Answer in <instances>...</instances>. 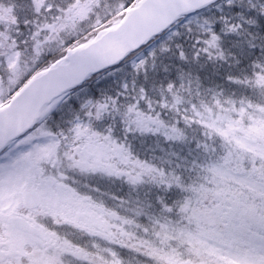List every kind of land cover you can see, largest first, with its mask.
<instances>
[{
    "label": "snow or ice",
    "instance_id": "1",
    "mask_svg": "<svg viewBox=\"0 0 264 264\" xmlns=\"http://www.w3.org/2000/svg\"><path fill=\"white\" fill-rule=\"evenodd\" d=\"M42 3L38 0L37 12ZM215 4L216 0H188L184 19ZM221 7L234 9L235 0H224ZM259 13L264 17V5ZM221 20L223 34L214 22L206 20L207 27L200 26L193 40V60L198 61L201 54L224 59L223 36L238 34L241 25L230 24L227 17ZM16 49V42L0 33V55L6 58L10 73L7 89L0 78V264H20L21 255L29 257V264H64L65 259L72 264H96L99 251L90 252L61 236V226L95 236L106 232L108 243L144 257L143 264H264V143L250 135L256 125L264 130V119L242 128V119L233 120L230 115L237 111L234 101L212 89L207 90L210 100L202 98L200 78L181 68L173 79L160 84L156 107L148 90L138 88L135 80L131 89L124 85L119 96L104 95L106 81L84 92L90 78L123 69L135 53L92 77L34 85L39 65L22 71L21 53ZM260 51L264 53V46ZM175 55L179 64L189 62L182 46H177ZM146 66V60L134 65L137 75ZM253 68L259 73L255 80L229 76V82L264 90V63H255ZM169 111L173 117L166 120L164 114ZM259 111L264 113V108ZM239 115L244 116L243 106ZM105 116L122 126L123 143L111 127L103 128ZM193 126L202 135L194 138L195 149H189L191 161L176 153L166 154L181 161L176 164L165 157L141 160L127 142L139 133L185 143ZM85 173L106 175L129 189L150 185L171 198L157 195L151 202L137 200L128 207L127 201L113 196L117 207L107 214L136 229L134 233L124 227L113 233L103 226L107 222L90 218L95 213L77 211L97 207L92 193L99 189L81 186L76 179ZM234 184L248 187L255 195L245 197L233 189ZM121 211L129 215L122 217ZM29 244L31 253L25 249ZM94 247L99 249V245ZM181 249L189 258H184ZM104 251L111 257L104 264H123L114 249ZM37 253L40 259H35Z\"/></svg>",
    "mask_w": 264,
    "mask_h": 264
},
{
    "label": "trees",
    "instance_id": "2",
    "mask_svg": "<svg viewBox=\"0 0 264 264\" xmlns=\"http://www.w3.org/2000/svg\"><path fill=\"white\" fill-rule=\"evenodd\" d=\"M9 1L12 4L19 3L17 5L18 7L22 3V0ZM134 1L135 0H48V2L53 3V9L50 13L44 14L43 11L35 13L32 10H28L27 12L23 11L22 14L14 12L15 17L20 20L17 19L18 25L14 26L11 30L12 34L9 35V37L16 42L17 50L21 53L20 63L25 67V70L36 68L38 64L39 68L36 69V72H38L47 68L51 63L61 57L63 53L60 52H62L64 48L83 45L93 38L98 33L99 29L108 28L113 25L121 18L127 6L134 3ZM3 2H5V0H0V7L4 4ZM118 3H121V5ZM223 4L224 0L212 7L211 10H209L210 12L205 10L198 14L200 16L203 15V18L201 20L202 24H198L196 28H192V25L177 27V29H175L177 33H175V30L172 33H175L177 40H174L175 42L173 45L176 44V46L174 45L175 47L178 45L182 46L184 51L189 55V61L193 62V40L195 36L200 33L201 25L207 27L204 23L206 20L216 23L221 34L225 31V26L221 20L222 16L227 17L230 24L241 25L238 34H232V36L229 37L223 36L221 45L224 52L223 60L216 58L209 59L205 54H201L200 61L202 65L200 66L199 74L201 97L203 98L205 95H209L211 99V93L207 92V90L212 89L213 92H222L223 98L231 99L238 105L243 101L245 104L248 103L254 105V107H259L260 103L264 104V90L247 83H230L228 77L232 76L241 81L245 79L253 81L255 80V76L259 74L258 71L253 68V64L264 63V53L260 51V47L264 46V17L259 13V8L261 5H264V0H251V3H249V0H235L234 9H229L227 7L222 8L221 6ZM9 9L10 7L8 6V10ZM104 9L106 10L107 16L106 18H102L99 26H97L98 22H94L96 19L95 13ZM22 15H26V18L23 20H21ZM52 15L54 16V20H51ZM84 15H86V17H84ZM198 15L195 18H198ZM77 20H83L81 24H87L88 26L82 32L73 35L70 38L71 43H69V45L66 47L63 45L62 50L58 52H51L47 49L37 51V42H39V44H45L49 35V31H46L49 29L48 25L55 24L59 27L58 29L62 31L63 29L69 28L68 25ZM249 20L253 21V23H247ZM63 21H67L66 26L57 23ZM35 31L34 39L32 35ZM250 43H254L257 47H250ZM33 48L36 50V56ZM143 51L147 50L144 49ZM51 54L54 55L51 56ZM35 57L40 59L38 63L34 60ZM145 60L147 61V66L140 71L139 75H137L136 69H126L124 67L113 73H106L105 75L93 79L87 85L84 92L87 91V88L97 87L98 81H106L103 85L104 95L119 96L122 93L124 85L127 84L129 89H131L133 81L135 80L138 88L144 87L148 90L149 95L154 101L153 107H156L160 99V84L173 79L179 65L171 61H165L164 56L160 58L156 56L154 62L149 56H147ZM26 62L33 65L27 66ZM165 68H167V71H165ZM9 76L10 73L7 70H0V78L3 80V88L5 89L8 87V85L4 86L5 80H9ZM102 98L103 97H101V99ZM89 99H91V97H89ZM225 107H228V105H225ZM172 117L173 113L171 111L164 114V119L166 120ZM102 126L105 129L111 127L119 137L120 134L124 136L121 130L122 126L108 116L104 117ZM201 135V132H199L197 128H194L193 130H188L187 142L169 145L162 137L154 135L142 136L136 133L134 136L128 137L127 142L132 145L133 152L141 160L152 159L153 157H165L173 160V164H176L181 161L177 160L176 157L166 154L176 153L177 156L181 158L186 157L191 161L192 157L188 155L189 149H195L194 138H198ZM121 142L123 143V140ZM193 155H195V151H193ZM158 162L157 160V163ZM95 181L96 180L92 183L95 184ZM110 183H112V181H110ZM127 189L129 188L124 186L118 196L138 197L134 192L129 194L126 191ZM140 189L142 203L153 201L157 195L171 198L169 194L160 192L150 185H144L140 187ZM146 193L149 195H146Z\"/></svg>",
    "mask_w": 264,
    "mask_h": 264
},
{
    "label": "rangeland",
    "instance_id": "3",
    "mask_svg": "<svg viewBox=\"0 0 264 264\" xmlns=\"http://www.w3.org/2000/svg\"><path fill=\"white\" fill-rule=\"evenodd\" d=\"M37 2H38V0H28L27 2L24 3V6L22 9L23 10H28V9L29 10H36ZM118 4L121 5V3H118ZM17 5L18 4H13V5H11L10 8L14 10V8ZM49 8H51V10L53 9V3H51V2L46 3L45 0H43V3L41 4L40 10L45 9L48 13L51 11V10H49ZM106 16L107 15H106L105 9L102 11L101 10L97 11L95 13L96 19L94 20V22H98L97 26H99V23L102 20V18H106ZM84 17H86V15H84ZM16 20H17L16 17H11L8 14L0 15V33L6 34L9 37V35L12 34L11 30L13 29V26L15 25ZM51 20H54L53 15L51 17ZM200 20H201V17H198V18L194 17L192 19L189 18V20H186L183 25H187V26L192 25V28H196V26L198 25ZM82 22H83V20L73 21L70 25H68L69 28L63 29L62 31H60L58 29L59 27L57 25L53 24L51 27L50 34H49L45 44H39V50L47 49V50H50L51 52L61 51L63 45H64V47L69 45V42H71L70 38L73 35H75L79 32H82L88 26L87 24H81ZM57 23H61L64 26L67 25V21L57 22ZM175 33H177L176 30H175ZM175 33L171 37L167 36V38H164V39L160 38V39L154 41L152 43V45H150V47L146 49L147 51L140 52L138 55L129 59L126 62L127 66L125 68L126 69H136L134 67V65L139 64V62L141 60H145L147 56H149V58L153 62H154V59L156 56H158L159 58L164 56L165 61L174 62V63L178 64L179 68H181L185 73H191L193 77L198 76L200 78V75H199L200 74V66L202 65V62L200 61V59L198 61L192 60L193 62L189 61L188 63H185L183 65L179 64L177 57L175 55L177 47H175L176 44H174L175 46L173 45V43L175 42L174 40H176ZM165 49H168L169 51H165ZM33 50H34V54L36 56V50L34 48H33ZM16 51H18V50L16 49ZM52 55H54V54H51V56ZM20 58H21V56H20ZM34 60L37 63L40 61V59L36 58V57L34 58ZM26 64H27V66L33 65V64H28V62H26ZM152 66H153V64H152ZM20 67H21L22 71L25 70V67L22 66L21 63H20ZM6 69H7L6 58L3 55H0V70H6ZM8 81L9 80H5L4 86L8 85ZM205 97L207 99H210L209 95H205ZM235 107H236L237 111L230 113V115H231L233 120H241L242 119V124L240 126L244 129H249L253 125V122L255 120L264 119V113H261L259 111L260 109H253V111L251 109V112H250L248 110V108L245 106H243L244 116L241 118V116L239 115V110L242 106L238 107L235 104ZM194 128H196V127L193 126L189 130H193ZM237 135H241V133H237ZM250 135H252L256 138L257 143H264V140H261V137L264 136V130H260L259 125H256V130L251 132ZM115 137L117 139H120L121 141L123 140V136H121V134H120V137H118L115 134ZM123 142H124V140H123ZM172 144L173 143H169V145H172ZM181 144H183V143H181ZM245 167L249 168L250 165H248L246 163ZM91 176H92V174L85 173L83 175H78L76 177V179L79 181L81 186H84L85 182H86V178L91 177ZM95 179L98 180L99 183L97 185L90 184L89 186H93V187L99 189V191L92 193L94 202L97 205V207L88 208V209H78L77 211L80 212L81 214H83V213H95V215L90 217V218L95 220L97 223H101V224H103V222H107L106 224L103 225L105 228H107V231L116 233V232H118V230L120 228L127 227L128 230L135 233L136 229L133 226H125L122 223V220L117 219L116 217L107 214L108 209L117 207V201L113 200L112 197L108 199V197L105 194V191L116 190L118 187L119 181H114V180L108 178L106 175H101V174H95ZM110 181H112V183H110ZM124 186L128 187L127 184H124ZM233 189L242 192L244 194V196L249 198V199H251L255 195V193L252 192L248 187H242L239 184H234ZM128 192H129V194L131 192H134L135 194L138 195V198H139V196H141L140 195L141 194L140 188L128 190ZM136 201L137 200H133L132 203L135 204ZM140 202L142 203V201H140ZM257 203H259V197H257ZM211 204H212V202L209 201L208 206L210 207ZM128 207H131V203L128 204ZM120 215L123 217V216L129 215V213L121 211ZM44 223H48L47 219L44 220ZM112 225H115V227H110ZM58 231L60 232L61 236L66 235V236H68V238L70 240L75 241L77 244L82 245L83 247H84V241H85L86 235H87L88 240L93 241L91 248H89L88 250L90 252H93V253L99 251L100 259L96 260V264H104V259H110L111 258L108 255V253L104 251V249H107V248L114 249L118 253L119 257L123 260V264H143V261L145 259L144 257L137 255V254L135 256V253L133 251H129L127 249H122L118 245H113V244L108 243L107 240L104 238L107 233L103 232V231H102L101 236L88 235V234H85L83 231L76 230L74 227H68V226H61L58 228ZM137 234L142 236V234H140V233H137ZM94 245H99V249L95 248ZM104 245L106 246V248H103ZM113 246L118 247V248L115 249ZM25 249L27 252L31 253L32 252V245L31 244L26 245ZM181 251L184 252V258L185 259L189 258L187 252L184 249H181ZM40 258H41L40 254L37 253V256L35 257V259H40ZM20 264H29V257L23 256L22 258H20ZM64 264H72V261L70 259H65Z\"/></svg>",
    "mask_w": 264,
    "mask_h": 264
},
{
    "label": "water",
    "instance_id": "4",
    "mask_svg": "<svg viewBox=\"0 0 264 264\" xmlns=\"http://www.w3.org/2000/svg\"><path fill=\"white\" fill-rule=\"evenodd\" d=\"M188 6V0H142L117 27L70 51L64 59L35 76L33 84L75 81L115 65L187 15Z\"/></svg>",
    "mask_w": 264,
    "mask_h": 264
}]
</instances>
